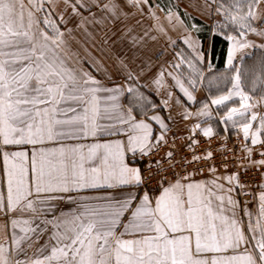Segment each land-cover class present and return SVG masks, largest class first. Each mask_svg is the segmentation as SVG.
Instances as JSON below:
<instances>
[{"label": "snow or ice", "instance_id": "obj_1", "mask_svg": "<svg viewBox=\"0 0 264 264\" xmlns=\"http://www.w3.org/2000/svg\"><path fill=\"white\" fill-rule=\"evenodd\" d=\"M28 3L31 8L23 0H0V264H264V192L255 222L244 210L247 235L232 195L238 189L248 194L241 172L264 170V56L259 74L250 77L242 63L245 49H264L247 39L264 38V10H259L264 0H204L209 16L223 18L214 32L229 42L221 77L231 85L205 102L197 101L199 86L207 79L219 88L221 80L206 78L201 68L207 63L213 70L191 35L200 31L197 24L185 25L190 57L177 53L172 71L153 74L141 54L139 31L145 6L151 19H159L149 0ZM166 17L184 25L178 8L170 7ZM60 25L69 34L82 31L93 47L98 43L99 56L88 53L91 70L67 66ZM237 97L238 103L229 105ZM217 117L226 133L236 130L239 148H229V137L219 136L212 123ZM181 122L183 131L176 127ZM99 135L119 138L87 146L63 143ZM217 136L222 143L213 148ZM142 161H147L143 167ZM229 167L235 171L229 173ZM205 172L211 179H196ZM153 179L157 186L149 189ZM90 189L119 192L72 195ZM93 199L102 203H90ZM56 200L76 203L80 211L48 220ZM48 225L53 228L48 241L28 256Z\"/></svg>", "mask_w": 264, "mask_h": 264}, {"label": "crops", "instance_id": "obj_2", "mask_svg": "<svg viewBox=\"0 0 264 264\" xmlns=\"http://www.w3.org/2000/svg\"><path fill=\"white\" fill-rule=\"evenodd\" d=\"M150 5L152 8L155 9L156 15L159 17L158 20H153L150 17V13L148 12V6H145V15L143 17H140V19L143 21L142 27L139 28L140 34L144 36L143 43L141 46L142 49V57L144 60L150 62L153 65L152 73H156L157 71L161 69H167L168 71H172L171 68H169V64L175 63L178 59L177 53H181L186 56L190 57L191 49L188 47L187 44L183 42L184 36L187 34L185 25L190 26L191 24L195 23L199 26L200 31L196 32L193 31L191 35L197 40L198 44L200 45V48L202 51L207 53L206 60L210 62L213 66V70L211 72L208 71L207 63L201 65L202 70L205 73L206 78L212 77L215 75L221 80L220 87L217 88L215 86H209L207 83V79L205 80L204 84L199 86L198 91H196L195 95L197 98V101L205 102L208 100L209 96L218 95L223 91H226L228 88L231 87L230 83L223 82V78L221 77V73L225 72V62L227 58V51L229 47V42L223 38L222 35H217L214 32V26L217 22H222L223 18L218 15H211L209 16L207 12L204 9V0H149ZM23 3L25 4L26 8H31V5L28 3V0H23ZM47 7V5H45ZM62 7V6H61ZM172 7L174 10L176 8L179 9L180 15L182 18H184V25H180L176 23L175 19H173L172 23H169L166 12L167 10ZM163 9V11L161 10ZM60 9L58 8L57 11ZM259 10H264V4H261L259 6ZM188 13L187 17H184V13ZM36 15H40V13H36ZM53 19H56L58 22V17L55 13H53ZM27 21V13H25V22ZM62 30L64 29V25H60ZM69 27H72L70 24ZM163 29V30H161ZM147 32V35H144V32ZM229 31L232 32L234 35H238L235 31H232L231 28H229ZM152 37H155V39H152ZM213 38L218 39L220 42H218L216 46V55L214 57V60L211 59V53L213 49ZM248 40L254 42L256 45L264 44V38L257 37L255 35L249 34L247 37ZM65 40L66 45L63 48V51L61 54L64 56L67 66L69 68H76L79 69L81 67L84 68V70H91L89 67V57L88 53H91L92 56H99V52L97 51V47L99 46L97 43V47H93V42L89 41L82 31H73L71 34L67 33L65 30ZM100 40V37L97 36V41ZM175 43H172V42ZM225 45V50L223 57L219 56L218 52L220 50V45ZM87 50V51H86ZM244 60H243V68L247 70L249 73V77L251 76L252 72H256L259 74L261 67H260V61L262 56H264V49L253 47L249 49L244 50ZM239 55L238 54V61H239ZM159 57V58H158ZM80 61H83V64L80 63ZM183 69L185 72H187V66L184 65ZM151 75V74H150ZM246 77V90H251V82L250 78ZM99 78V76L97 77ZM119 82V80H118ZM147 82L146 80H142L141 83ZM168 83L171 84L172 81L169 78ZM148 89H145V92L148 93ZM174 92L178 93V89H173ZM152 98L155 101H159L160 97L156 96L155 93H152ZM182 96V94H180ZM255 96L260 95V89L259 86L257 87V92L254 94ZM229 105H234L238 103V97L234 98V101H229ZM190 110L195 112L197 108L199 107V104L197 105H190ZM215 109V106H213ZM180 111L179 108L174 107L172 109V114L176 116V119L179 120L180 117L177 115V113ZM224 108H220V112L223 113ZM163 115L167 116V112H163ZM107 122V121H103ZM191 123V121L189 122ZM213 125L215 126L216 131L219 133V136L222 134H231L236 135V130L231 129L229 127L228 132L226 133L224 131V125L219 123V117H217L215 120H213ZM158 127V126H157ZM177 128H179L181 131H183V122L176 125ZM119 137L115 136H104L99 135L97 138L89 137L87 139L83 140H67L63 143L65 144H82V145H91L93 143H106L110 140L118 139ZM59 144H47L45 147H59ZM87 147L84 148L85 154L87 153ZM224 173H221L223 175ZM3 177V162L0 160V178ZM199 179H211L210 176L203 177ZM198 179V180H199ZM264 184V181H263ZM119 192L118 189H90L86 190L83 193H72L73 196L79 195H85L88 197H97L102 196L107 193H117ZM261 192H264V188H260L258 191L255 202L250 206H243L238 197L236 192H234L232 195L234 199L239 201V207L236 209L237 212V219L242 221L243 226L245 228V232L247 235V223L249 220V217L244 214V210L247 209L249 212L252 213V221L255 222L256 217L259 215V208H260V202H259V195ZM158 194V193H156ZM90 203H102V201L97 200H90ZM55 205V211L52 214H49L46 218L48 220H52L53 216H59L61 212L63 213H72V212H78L80 209L78 208L76 203H71L65 200H56L52 202ZM230 215L231 213H226ZM16 215V214H14ZM30 214H26L24 218H27V216ZM0 224H3V218L0 217ZM122 230V229H121ZM53 232V228L51 225H48V231L43 234V236L39 239V242L35 244L32 248L27 250L28 256H33L36 254V250L45 243V241H48L49 237L51 236ZM2 232H0V236H2ZM27 247V245H25ZM249 251H253V245L248 246ZM240 252L244 251V246H241L239 249ZM233 254L231 251L228 253H224L223 255H231ZM256 254V253H254ZM212 254H207V256H211Z\"/></svg>", "mask_w": 264, "mask_h": 264}, {"label": "built area", "instance_id": "obj_3", "mask_svg": "<svg viewBox=\"0 0 264 264\" xmlns=\"http://www.w3.org/2000/svg\"><path fill=\"white\" fill-rule=\"evenodd\" d=\"M225 135L229 137V140H228V147L229 148H232L233 146H235L236 148L240 147V145L237 142V136L236 135L222 134L220 136H225ZM221 143H222V141L220 140L219 136H217L213 140L212 147L216 148L217 145H219ZM161 154H163V153H161ZM237 155H242V153L238 152ZM257 158H258V156H257ZM146 163H147V161L140 162L142 167ZM216 163L219 166V164H220V155L219 154H217ZM233 171H235V169L232 167H229L228 172L230 173ZM261 171H264V170L258 171L255 167H252V168H249L246 173L241 172V183L245 185V187L242 189V191L246 192L248 194L247 195L238 194L239 191H241L239 189L237 190L236 194H237V197H238L240 203L243 206H250L255 202L256 194L260 190L261 185L263 184V181H264V177L261 176ZM221 173H224L223 168L219 169V174H221ZM208 176H209V174L207 172H205L203 174V176H200V175L196 176V179L208 177ZM156 186L157 185H156L155 179H153L152 182L148 185L149 189H152ZM154 194H156V193H154Z\"/></svg>", "mask_w": 264, "mask_h": 264}, {"label": "trees", "instance_id": "obj_4", "mask_svg": "<svg viewBox=\"0 0 264 264\" xmlns=\"http://www.w3.org/2000/svg\"><path fill=\"white\" fill-rule=\"evenodd\" d=\"M218 42H220L218 39L213 38V49H212V53H211V57H212L211 59H213V60H214V57L216 55V46H217ZM224 50H225V45L224 44L220 45V50H219L218 54H219V56H221V58L223 57Z\"/></svg>", "mask_w": 264, "mask_h": 264}, {"label": "rangeland", "instance_id": "obj_5", "mask_svg": "<svg viewBox=\"0 0 264 264\" xmlns=\"http://www.w3.org/2000/svg\"><path fill=\"white\" fill-rule=\"evenodd\" d=\"M258 193V192H257ZM257 195V194H256Z\"/></svg>", "mask_w": 264, "mask_h": 264}]
</instances>
